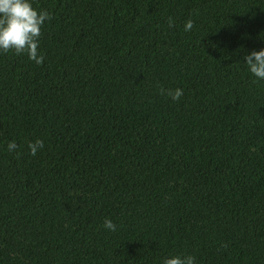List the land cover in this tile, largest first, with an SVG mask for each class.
<instances>
[{
    "label": "trees",
    "instance_id": "1",
    "mask_svg": "<svg viewBox=\"0 0 264 264\" xmlns=\"http://www.w3.org/2000/svg\"><path fill=\"white\" fill-rule=\"evenodd\" d=\"M32 5L43 62L0 53V264H264V0Z\"/></svg>",
    "mask_w": 264,
    "mask_h": 264
},
{
    "label": "clouds",
    "instance_id": "2",
    "mask_svg": "<svg viewBox=\"0 0 264 264\" xmlns=\"http://www.w3.org/2000/svg\"><path fill=\"white\" fill-rule=\"evenodd\" d=\"M51 18L49 10L33 7L32 0H0V53L14 51L16 54L27 52L28 58L36 64L43 62V54L38 52L41 26ZM171 23V21H170ZM193 27V21L188 19L184 24V30L189 31ZM244 62L248 71L258 79H264V47L252 49L244 55ZM173 100L182 95V89L176 88L169 91ZM29 150L32 155L43 147V141L37 138L29 142ZM9 151L17 148L15 141L7 144ZM105 228L114 231L116 225L111 219L105 218ZM162 264H195L192 255H173L165 257Z\"/></svg>",
    "mask_w": 264,
    "mask_h": 264
}]
</instances>
